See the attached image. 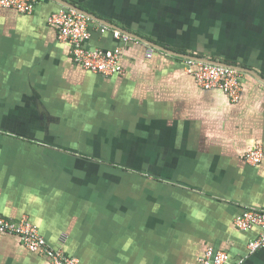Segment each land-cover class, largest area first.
I'll return each mask as SVG.
<instances>
[{
	"label": "crops",
	"instance_id": "0c3cea01",
	"mask_svg": "<svg viewBox=\"0 0 264 264\" xmlns=\"http://www.w3.org/2000/svg\"><path fill=\"white\" fill-rule=\"evenodd\" d=\"M63 1L180 54L230 60L241 96L200 87L188 58L148 56L92 18L86 46L120 49L124 73L91 72L48 22L60 2L0 8V215L27 218L81 264H198L208 246L226 264H264V249L249 250L261 228L235 225L264 209V0ZM254 148L258 164L245 159ZM0 264L51 263L0 234Z\"/></svg>",
	"mask_w": 264,
	"mask_h": 264
},
{
	"label": "built area",
	"instance_id": "2783aa9c",
	"mask_svg": "<svg viewBox=\"0 0 264 264\" xmlns=\"http://www.w3.org/2000/svg\"><path fill=\"white\" fill-rule=\"evenodd\" d=\"M38 0H0V8H12L23 14H31ZM48 22L58 30V38L71 46L73 60L83 68L104 76L122 75L124 68L121 64L122 52L120 49L102 50L90 49L86 46L91 38L92 19L75 9L64 8L49 16ZM94 22V21H93ZM110 27L101 24V31H109ZM114 36L126 42L133 38L117 29L112 30ZM154 52L148 51V56ZM186 69L196 83L205 89H220L225 92L231 101L239 100L242 92L241 71L237 68L219 64L199 62L186 59ZM263 158L260 148L247 153L245 159L251 164H258ZM235 225L241 230H250L260 227L259 237L250 241L251 253L264 249V209L249 208L235 218ZM0 234L14 235L34 253L49 260L51 264H81L78 258L68 255L64 250L51 246L27 218L21 220L8 219L0 215ZM229 254L224 250H216L212 246L206 247L198 259V264H226Z\"/></svg>",
	"mask_w": 264,
	"mask_h": 264
},
{
	"label": "water",
	"instance_id": "95a60500",
	"mask_svg": "<svg viewBox=\"0 0 264 264\" xmlns=\"http://www.w3.org/2000/svg\"><path fill=\"white\" fill-rule=\"evenodd\" d=\"M56 1L60 2L66 8L75 9V10H77L79 12H82V13L86 14L87 16H89L92 19H95V20H98V21H102L103 24H105L107 26H110L111 28L117 29V30L121 31L123 34H127V35H129V36L141 41V42H144V43L148 44L149 46H151L152 48H154L155 50L164 52L166 54H170L172 56H178V57L194 59V60H197L199 62L231 66V67L237 68L238 70L242 69V68H240V67H238V66H236L234 64H231V63H228V62H225V61H221V60H215V59H209V58H200V57L198 58V57H194V56L180 54V53L175 52V51H173L171 49L163 47V46H161V45H159V44H157V43H155L153 41L147 40V39L143 38L142 36H140L138 34L132 33L129 30L123 29V28H121V27H119L117 25H114V24L106 21V20H102L101 18H98V17L94 16L90 12L80 8L79 6H77L75 4H72V3H69V2H65L63 0H56Z\"/></svg>",
	"mask_w": 264,
	"mask_h": 264
},
{
	"label": "trees",
	"instance_id": "16d2710c",
	"mask_svg": "<svg viewBox=\"0 0 264 264\" xmlns=\"http://www.w3.org/2000/svg\"><path fill=\"white\" fill-rule=\"evenodd\" d=\"M158 43H159V42H158ZM160 43H161V42H160ZM160 43H159V44H160ZM160 45H163V43H161ZM159 52H161V51H159ZM225 62L232 63V62H230V60H228V59H227ZM235 63H236V62H235Z\"/></svg>",
	"mask_w": 264,
	"mask_h": 264
}]
</instances>
